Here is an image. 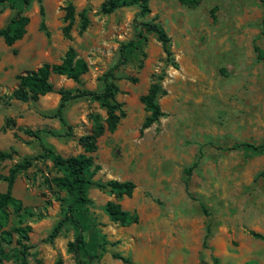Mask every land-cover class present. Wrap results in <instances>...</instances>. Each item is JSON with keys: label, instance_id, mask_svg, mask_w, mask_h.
I'll return each instance as SVG.
<instances>
[{"label": "rangeland", "instance_id": "obj_1", "mask_svg": "<svg viewBox=\"0 0 264 264\" xmlns=\"http://www.w3.org/2000/svg\"><path fill=\"white\" fill-rule=\"evenodd\" d=\"M69 1L75 15L66 39L61 34L62 8ZM101 1L41 0L45 30L39 28L38 6L32 2L25 10L24 36L11 47L0 40V95L7 96L17 74L58 63L68 46L88 70L78 84L51 75L54 90L100 91L101 75L116 64L119 44L136 38L137 23L153 20L169 37V59L154 35L144 32L145 41L113 72L115 100L125 116L113 132L104 131L96 139L92 158L99 170L91 181H131L134 189L129 197L116 199L107 190L86 188L89 203L77 206L74 216L81 223L86 252L99 256L90 264H122L112 254L128 264H214L213 259L218 264H264V179L257 177L264 153L251 147L221 151L236 142H264V63L256 60L252 48L256 44L264 55L260 1L199 0L188 8L176 0H148L149 13L143 17L135 16L136 6L103 15ZM81 10L88 24L79 34ZM12 14L0 9V28ZM152 75L163 76L165 95L157 100L163 117L139 135L144 115L139 97ZM58 101L51 92L34 103H0V152L14 151L0 162V176L14 163L39 154L41 144L62 157L75 156L81 152L78 138L92 128V116L104 119L96 102L69 101L62 112L69 126L66 135L53 117ZM25 130H39L41 140ZM59 175L43 159L15 179L12 196L33 214L22 222L31 228L28 264H53L58 257L62 264H73L65 251L76 234L71 225L65 222L56 237L42 241L70 201L51 183ZM4 187L0 181V192ZM107 201L134 214L137 223H111L102 209Z\"/></svg>", "mask_w": 264, "mask_h": 264}, {"label": "trees", "instance_id": "obj_2", "mask_svg": "<svg viewBox=\"0 0 264 264\" xmlns=\"http://www.w3.org/2000/svg\"><path fill=\"white\" fill-rule=\"evenodd\" d=\"M262 7L261 17V29L259 35H264V0H259ZM36 2L38 6L39 16V28L45 30L44 26V10L41 4V0H0V9H9L13 11L12 16L0 28V40L6 47H11L14 43L19 41L25 34V29L28 24V18L25 15V10L32 3ZM148 0H102L99 5V12L103 15L111 14L119 9L136 6L138 11L136 17H143L149 13L147 5ZM176 2L184 7H195L198 5L199 0H176ZM64 14L62 16L61 34L64 38H70V30L74 19V7L71 1L67 2L62 8ZM79 18L78 33L81 34L85 31L88 20L85 16L84 10H81L77 14ZM214 20L213 14L210 15ZM139 22V30L136 34V38L129 40L118 46V60L116 64L110 67L104 72L100 81L102 89L100 91L88 90V89H64L58 88L54 90L49 78L51 75L64 77L71 82L78 84L80 78L87 72L88 66L83 58L77 55L75 50L68 46L60 57L58 63H42L35 69L25 70L15 76L16 85L9 92L7 96L0 95V103L2 105H8L9 100H14L20 103H34L39 97L45 94L55 92L58 97V105L53 114L62 127L67 131L69 126L66 124L63 118V109L65 105L74 99L88 98L96 102L100 108L104 110L105 116L101 121L98 115H93L92 128L88 134L80 136L78 138V145L81 148V152L75 156L62 157L51 148H47L41 144V152L32 157L23 158L20 162L14 163L8 168L6 175L0 176V181L5 184L3 192H0V264L11 262L12 264H28L30 257V250L32 246L28 244L29 233L31 228L29 225H24L23 216L32 218L33 214L27 210V208L21 205L18 199L12 196V189L16 177L31 165L43 159H48L52 168L55 169L60 175L51 179V183L60 191H64L69 197L70 201L65 205L62 218L54 225L50 233L42 241L52 240L58 234L61 226L66 222L71 225L76 234L71 241H68L65 246L66 253L70 254L73 260V264H90L91 259H97L99 256H90L86 252V242L84 241L81 223L75 218L76 207L79 205L89 203L86 198V188L88 186H94L99 190H107L116 199L123 196L129 197L134 189V184L131 181L118 182L115 180H109L104 183L92 182L91 178L99 170L97 165L93 164L92 154L96 149V139L104 132H113L119 122L125 116L124 111L121 109V104L115 100L117 93V87L113 72L120 65L126 64L138 44L145 41L143 36L144 32H148L154 35L156 41L160 45V49L166 59L171 56L169 48V37L159 23L152 22ZM47 35V32H45ZM253 51L256 56V60L264 63V55L260 48L253 44ZM172 66H175L172 64ZM163 76L154 77L150 76V83L146 90V93L139 97V102L142 105L146 116L141 122L138 133L141 135L144 130L148 129L151 125L158 123L159 119L163 117V113L157 103V100L165 95V91L162 89L160 82ZM131 82H135L136 79H130ZM26 135L33 137L37 140H41L40 131H28L24 132ZM50 135H56L53 132H47ZM240 147H251L255 150H261L264 153V142L258 146H253L245 142H236L230 146H226L221 151H234ZM14 154L13 150L10 152H0V162L8 160L11 155ZM186 170V175H188ZM258 178L264 179V166L262 170L257 174ZM186 187V181L184 182ZM103 212L107 216V219L114 224L121 227H126L131 224L137 223V217L134 214L121 209L120 205L113 201H107L102 207ZM13 216L14 221H10V216ZM11 222V225L9 226ZM253 238L260 239L258 234L249 232ZM114 260H119L123 264H128L129 261L126 258L119 256L118 254H112ZM214 264L218 262L213 259ZM53 264H62L61 258H56ZM251 264V263H246Z\"/></svg>", "mask_w": 264, "mask_h": 264}, {"label": "crops", "instance_id": "obj_3", "mask_svg": "<svg viewBox=\"0 0 264 264\" xmlns=\"http://www.w3.org/2000/svg\"><path fill=\"white\" fill-rule=\"evenodd\" d=\"M159 105V104H158ZM160 107V106H159ZM144 113V115H143V118L146 116V112H143ZM143 120V119H142ZM142 122V121H141ZM123 264V263H122Z\"/></svg>", "mask_w": 264, "mask_h": 264}]
</instances>
